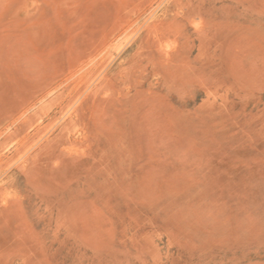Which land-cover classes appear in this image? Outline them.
<instances>
[{
  "label": "rangeland",
  "instance_id": "374dc122",
  "mask_svg": "<svg viewBox=\"0 0 264 264\" xmlns=\"http://www.w3.org/2000/svg\"><path fill=\"white\" fill-rule=\"evenodd\" d=\"M0 264H264V0H0Z\"/></svg>",
  "mask_w": 264,
  "mask_h": 264
},
{
  "label": "bare ground",
  "instance_id": "6f19581e",
  "mask_svg": "<svg viewBox=\"0 0 264 264\" xmlns=\"http://www.w3.org/2000/svg\"><path fill=\"white\" fill-rule=\"evenodd\" d=\"M152 10V9H151ZM151 21V20H150ZM143 25V24H142ZM153 34V33H152ZM164 48V47H163ZM159 51V50H158ZM100 64V63H99ZM105 66V65H104ZM100 67V66H99ZM94 69V68H93ZM88 73V72H87ZM103 73V72H102ZM98 76H100L99 74H97ZM102 75V74H101ZM98 76H96L95 78H97ZM97 79H99V78H97ZM94 80V79H93ZM96 80V79H95ZM104 82V81H103ZM83 83V82H82ZM102 87V86H101ZM99 88V87H98ZM96 89V88H95ZM99 90V89H98ZM101 90V89H100ZM85 91H86V89H85ZM85 91H84V93H85ZM95 91V90H94ZM105 91V90H104ZM81 92V91H80ZM101 92V91H100ZM98 93V92H97ZM78 96V95H77ZM92 96V95H91ZM97 96V95H96ZM85 98V97H84ZM76 100V99H75ZM75 100H73L74 102L73 103H75ZM86 101V100H85ZM76 103H77V101H76ZM78 105V104H77ZM65 106V105H64ZM65 115H67L66 113H65ZM62 117V116H61ZM77 118H80V117H77ZM63 121V120H62ZM70 122V121H69ZM69 124V123H68ZM67 123H66V126L68 125ZM70 125V124H69ZM68 127V126H67ZM67 130H68V128H67ZM60 132V131H59ZM68 135V134H67ZM57 136V135H56ZM57 139V138H56ZM59 139V141H60V138H58ZM42 140V139H41ZM54 140V139H53ZM47 141V140H46ZM59 143V142H58ZM49 145H51V144H49ZM48 145V146H49ZM52 145H54V144H52ZM43 146V145H42ZM46 146V145H45ZM44 147V146H43ZM60 147V146H59ZM32 149V148H31ZM42 149V148H41ZM40 150V149H39ZM38 150V151H39ZM37 154V153H36ZM60 154V153H59ZM33 155H35V154H33ZM7 161V160H6ZM28 161V160H27ZM28 163V162H27Z\"/></svg>",
  "mask_w": 264,
  "mask_h": 264
}]
</instances>
